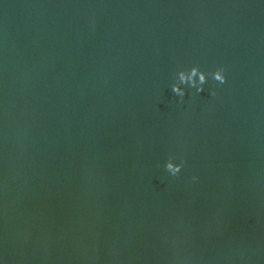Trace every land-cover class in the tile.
<instances>
[{"label": "water", "instance_id": "1", "mask_svg": "<svg viewBox=\"0 0 264 264\" xmlns=\"http://www.w3.org/2000/svg\"><path fill=\"white\" fill-rule=\"evenodd\" d=\"M183 261L264 264V0H0V264Z\"/></svg>", "mask_w": 264, "mask_h": 264}, {"label": "clouds", "instance_id": "2", "mask_svg": "<svg viewBox=\"0 0 264 264\" xmlns=\"http://www.w3.org/2000/svg\"><path fill=\"white\" fill-rule=\"evenodd\" d=\"M212 78L219 84H224L226 82L225 69L223 67H218L214 72L211 73ZM208 74L201 70L199 66H192L188 70H180L177 75V83L172 84V91L177 96L183 99L185 95V89L181 87L182 84H186L190 87L196 89V92H202L203 86L207 82ZM212 95H215V90L212 91ZM183 160L180 163H175L172 158L166 162V170L172 175L176 176L180 173L183 167ZM198 179L196 176L192 177V180L195 181ZM7 264V262H6ZM182 264H187V261H183Z\"/></svg>", "mask_w": 264, "mask_h": 264}]
</instances>
